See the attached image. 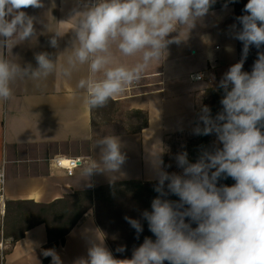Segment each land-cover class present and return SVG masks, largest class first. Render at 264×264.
<instances>
[{
    "label": "clouds",
    "instance_id": "clouds-1",
    "mask_svg": "<svg viewBox=\"0 0 264 264\" xmlns=\"http://www.w3.org/2000/svg\"><path fill=\"white\" fill-rule=\"evenodd\" d=\"M216 2L86 0L82 10L73 9L72 43L63 62L39 52L36 66L25 67L8 53L36 36L37 19L24 9L43 8V0H0V101L14 95L18 80L40 82L56 73L72 79L86 68L76 88L90 110L104 107L138 86L153 63L164 62L169 46L185 41L182 30L189 35ZM242 11L236 17L239 30L234 31L243 45L242 58L219 81L222 109L213 116L210 107L202 105L192 130L194 135H215L212 149H202L195 162L186 151L177 153L179 173L166 170L171 165H165L163 152L150 158L157 196L141 218L155 239L145 237L130 259H117L105 237L85 238L86 255L74 264H264V51L258 52L250 72L243 70L250 48L264 47V0H247ZM63 35L55 31L50 46L56 48ZM121 57L136 59L128 64ZM96 144L99 159L82 162L81 175L106 173L114 184L127 159L124 143L116 135H105ZM227 178L235 182L220 183ZM125 220L139 238L144 231L141 219ZM116 251L123 253L126 247ZM42 254L51 257V264H63L54 248Z\"/></svg>",
    "mask_w": 264,
    "mask_h": 264
},
{
    "label": "crops",
    "instance_id": "crops-1",
    "mask_svg": "<svg viewBox=\"0 0 264 264\" xmlns=\"http://www.w3.org/2000/svg\"><path fill=\"white\" fill-rule=\"evenodd\" d=\"M84 2L86 0H43V8L24 9L36 17L37 34L9 51V58L22 66L31 64L35 67V54L48 52L62 63L63 54L72 43L73 9L82 10ZM215 5L189 35L186 29L182 30L185 41L169 46L164 62L149 67L139 84L143 87L141 91L109 101L110 105L122 106L129 113L122 123L128 127L137 125L132 130L107 131L116 123L119 109L108 111L104 116L85 105L84 93L76 88V82L86 75V68L75 73L72 79L56 73L40 82L28 78L18 80L14 95L7 102L0 101V165L5 162L6 205L9 201L19 200L51 204L75 192L94 191L99 186L112 184L106 173L98 172L85 178L79 165L72 175H68L65 169L51 162L58 155L81 157L83 162L90 157L99 159L100 149L96 142L105 135L120 137L127 154L115 183L156 182L150 158L163 152L164 161V139L193 128L210 83V70L229 67L239 61L237 39L234 38L237 30L234 6L228 0H217ZM234 24L236 29L232 27ZM55 31L65 35L58 38V46L52 48L49 40ZM229 47L233 50L228 51ZM121 59L131 64L136 57ZM195 73L202 78L192 80L191 75ZM2 223L6 230L5 218ZM93 236L105 237L97 222L94 205L66 234L63 244L49 240L44 223L31 227L14 243L11 237H6L8 252L4 253L1 264H51V257L42 254L49 248L57 251L63 264H74L77 258L86 255L85 238ZM105 244L116 258L106 237Z\"/></svg>",
    "mask_w": 264,
    "mask_h": 264
},
{
    "label": "trees",
    "instance_id": "trees-1",
    "mask_svg": "<svg viewBox=\"0 0 264 264\" xmlns=\"http://www.w3.org/2000/svg\"><path fill=\"white\" fill-rule=\"evenodd\" d=\"M246 3L247 0H236V2L230 3L234 6L235 20L236 17L244 14L242 10ZM215 6H219V4ZM236 23L237 30H239L240 25L237 20ZM237 48L240 61L242 58L243 45L239 40H237ZM260 51H264V47L261 49H256L254 46L250 48L244 63V71H251L252 65L257 59V54ZM222 96L223 90L218 89L215 85L210 86L205 91L203 105L210 107L213 116L222 109L220 103ZM198 114L199 111L196 113L194 127L198 122ZM189 133L194 135L192 129ZM183 134L182 132L176 133L164 139L165 165H168V148L175 146L177 138L181 137ZM193 138L197 143V146H195V151L197 150L195 152L196 161L202 149H212L216 137L215 135H195ZM166 170L170 173L172 172L168 170V167ZM234 182L235 181L231 178L222 179L220 181L221 184H227L229 186ZM155 183L156 182H143L138 180L116 182L114 184L99 186L95 188L94 191L75 192L51 204H40L31 200L9 201L7 202L4 216L6 224H8L7 229H3L4 237H11V242L14 243L16 240L22 238L24 233L31 227L38 223H44L47 227L49 240H58L60 244H63L66 234L77 224L78 220L88 208L94 205L97 222L114 251L116 258L121 259V255L116 251L118 247H116L114 241L118 240L114 233L122 230L123 225L130 231L128 239L131 242H129L130 250L128 254L132 256L133 248L138 247L141 241H143V233L146 231L151 233L148 229L147 222L141 218V213L144 210H151V201L157 196V193L153 190ZM168 198L171 200H178V197L173 195H170ZM126 216L134 219H141L144 231L139 235V238H137L135 230L125 220ZM193 227H195V225H193ZM7 252L6 249L4 253L6 254Z\"/></svg>",
    "mask_w": 264,
    "mask_h": 264
},
{
    "label": "rangeland",
    "instance_id": "rangeland-1",
    "mask_svg": "<svg viewBox=\"0 0 264 264\" xmlns=\"http://www.w3.org/2000/svg\"><path fill=\"white\" fill-rule=\"evenodd\" d=\"M229 67L225 66V67H221L220 69H217V70H214V71L210 70V72H209L210 83H209L207 89L210 86H214V85L216 87H218L220 79L222 78L223 74L229 69ZM204 97H205V95H204ZM204 97H203V100H204ZM113 109H115V112L118 111V109H119V114H117V116H116L117 117L116 118V123L113 124V126H111L110 128H107L106 129L107 131L115 132V133H123V132H126L128 130H132L134 128H137V125H135L134 127H131V126L128 127V126H126V125H124L122 123V122H125L127 120V117L129 116V113H127L126 110L122 106H118L116 104L110 105L108 103L104 107L95 108L94 112H96L98 115L100 114V115L106 116L107 112L108 111L111 112V110H113ZM198 111H200V108L197 110V112ZM193 128H194V126H193ZM193 128H192V130H193ZM190 130L182 132L184 134L181 137L177 138L175 146L168 148V150H167L168 165H171V167H168L169 171L177 172V173L182 171L181 169H179L176 166V162H175L176 154L180 153L182 151H186L188 153L189 159L192 162H195V152L197 151V150L195 151V149H196L195 146H197V143H196V141L193 138V137H195V135H191V133H189ZM125 228H126V230H125ZM129 234H130V231L125 225H123V229L122 230H120L119 232H115L114 233V235L117 237V240H118V241H114L116 243V247H120V246H125L126 247V251L125 252H123V253L119 252L120 255H121V257H120L121 259H125V258L130 259L131 258V256L128 254V252L130 250L129 249V242H131L128 239V235ZM143 236L144 237H143L142 240H144L145 237H151V238L155 239L153 234L152 233H148L147 231L143 233ZM118 238L121 239V240H119ZM142 242L143 241H141V243Z\"/></svg>",
    "mask_w": 264,
    "mask_h": 264
},
{
    "label": "built area",
    "instance_id": "built-area-1",
    "mask_svg": "<svg viewBox=\"0 0 264 264\" xmlns=\"http://www.w3.org/2000/svg\"><path fill=\"white\" fill-rule=\"evenodd\" d=\"M202 75L199 73H195L191 75L192 80L201 79ZM143 89L142 85L133 86L132 88L126 90L123 94L116 97L115 99H120L122 95H132L138 93ZM83 158H65L63 156H56L54 157L51 162L54 166L58 168L65 169L68 175H72L75 169L83 162ZM6 170H5V162L0 165V219H1V226H0V264L4 259V252L8 248L7 239L4 237L3 232V219L6 213Z\"/></svg>",
    "mask_w": 264,
    "mask_h": 264
}]
</instances>
